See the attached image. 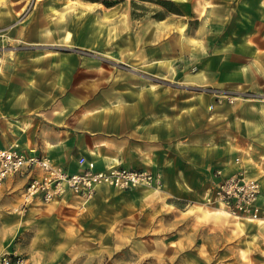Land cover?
Segmentation results:
<instances>
[{"label":"rangeland","instance_id":"374dc122","mask_svg":"<svg viewBox=\"0 0 264 264\" xmlns=\"http://www.w3.org/2000/svg\"><path fill=\"white\" fill-rule=\"evenodd\" d=\"M172 1L181 14L155 0H0V141L24 147L32 119L21 120L48 101L64 107L53 111L57 118L84 117L113 95L118 100L119 87L143 92L162 84L169 123L183 120L178 140L199 136L201 154L211 151L204 167L214 176L223 166L230 105L245 96L264 103L256 78L247 85L239 74L264 73V0ZM176 40L190 41L181 56ZM187 154L185 162L194 153ZM253 177L261 186L254 219L214 213L218 202L206 200L208 185L182 195L160 182L102 186L103 194L48 216L54 235H36L33 201L16 208L21 190H0V237L16 216L29 223L0 242V256L20 253L34 264H264V177Z\"/></svg>","mask_w":264,"mask_h":264},{"label":"crops","instance_id":"0c3cea01","mask_svg":"<svg viewBox=\"0 0 264 264\" xmlns=\"http://www.w3.org/2000/svg\"><path fill=\"white\" fill-rule=\"evenodd\" d=\"M189 42H173L178 56L181 49H184L183 46ZM258 51L264 52V47L258 48ZM200 74L197 73V76ZM229 74L225 73L224 77ZM239 74L243 79H247V85L248 80L255 77L258 86L264 88V73ZM214 75L216 76V73ZM232 75L235 76L236 73H231L230 76ZM138 87L117 88L118 100L115 94L110 103L103 101L96 107H90L91 115L84 117L77 115L70 119L66 116L57 118L53 111L62 110L64 107L58 108L60 103L57 102H46L43 108L38 107L33 114L21 120V123H25L29 121V117L32 119V125L26 133L27 137L31 134L32 138L22 140L24 147L18 149L46 156L52 163L69 172L78 169L77 158L81 155L94 160L97 168L120 164L130 169L159 171L160 183L177 195H182L183 190L203 191L205 185L211 186L215 177L212 175V169L204 167L208 164L204 160L211 158V151H208V157L202 155L206 152L200 150V147L205 144L201 145L199 136L193 137L194 134L187 143L178 140L184 135L183 120L176 117V120L169 123L167 87L161 84L143 92ZM248 88L245 87L246 90ZM212 140H215L214 134L208 136V141ZM46 143H49L50 147H47ZM7 146L5 140L0 141V147ZM189 152L194 153L193 157H186L188 161L185 162L184 154ZM192 158H195V161ZM222 164L219 168L224 173L234 171L239 164L245 171V176L254 179L255 175L264 177V103H254L250 97L245 96L242 101L230 105L228 113L225 114V157ZM26 179V176L10 175L5 179L2 191H22ZM103 191V188L98 189L95 196L103 194ZM32 201L30 210H33L34 214L30 221H38V228H41L36 235H54L55 232L50 229L54 221L48 216L61 212L64 207L76 205L78 199L67 194L52 203L46 204L38 199ZM219 211L223 210L214 213ZM14 221L10 227L2 229L0 242H10L12 236L9 235H13L17 228L29 225L17 216ZM28 262L34 264L30 257Z\"/></svg>","mask_w":264,"mask_h":264},{"label":"built area","instance_id":"2783aa9c","mask_svg":"<svg viewBox=\"0 0 264 264\" xmlns=\"http://www.w3.org/2000/svg\"><path fill=\"white\" fill-rule=\"evenodd\" d=\"M78 169L69 172L60 165L53 164L49 158L37 153H27L18 148L0 147V188L10 175L26 176L22 187V203L38 199L43 202L67 194L78 200H87L95 192L96 185L104 184L121 190L135 187L138 183L153 181V174L147 169H130L120 164L97 168L96 162L84 155L77 158ZM240 169L230 175H222L213 194L207 196L211 201L222 203L223 211L234 217L257 218L260 207L257 204L259 186L248 182ZM0 264H29L28 258L20 253L3 254Z\"/></svg>","mask_w":264,"mask_h":264},{"label":"bare ground","instance_id":"6f19581e","mask_svg":"<svg viewBox=\"0 0 264 264\" xmlns=\"http://www.w3.org/2000/svg\"><path fill=\"white\" fill-rule=\"evenodd\" d=\"M54 164V163H53ZM55 165H57V164H55ZM138 169H144V168H138ZM147 170H150V169H147ZM217 170H220V169H216L215 170V173H214V177H215V180H214V183L213 184H211V186H209V187H211V191H210V193H208L207 195H206V200L207 201H211V200H209L208 198H207V196L208 195H210V194H213V192H214V190H215V187H216V184L219 182V180H220V178H221V176H218L217 175ZM151 171V173L153 174V181L152 182H149V183H145V182H141V183H138L137 185H135V187H133V188H130V189H134V188H136V187H140V186H153L154 184H156L157 182H160V173H159V171H152V170H150ZM221 171V170H220ZM236 170H234V171H231V172H229V173H223L222 171H221V173H222V175H230L231 173H233V172H235ZM243 177L245 178V179H247L248 180V182H250V180L251 181H254L258 186H259V188H258V195H257V197H259V195H260V190H261V186H260V183L257 181V180H255V179H249V178H247L246 176H245V174H243ZM216 178H218L219 180H216ZM101 186H108V185H104V184H98V185H96V189H95V192L93 193V195H95V193H97V191H98V189L101 187ZM108 187H112V188H114V189H118V190H121V189H119V188H116V187H113V186H108ZM208 187V188H209ZM2 188H3V186L0 188V190H2ZM130 189H125V190H130ZM92 195V196H93ZM66 196V195H65ZM64 196V197H65ZM91 196V197H92ZM90 197V198H91ZM63 198V197H62ZM89 198V199H90ZM23 199V198H22ZM21 199V202H20V204H19V206H18V209H20V210H22V211H24L25 210V208L28 206V204L32 201H29V203L28 204H26V205H24L23 203H22V200ZM57 200H59L58 198H56V199H53V200H50V201H48V202H51V201H57ZM213 202V201H212ZM257 202H258V198H257ZM222 207H223V205H222V203L221 204H219L218 203V209L219 210H223L222 209ZM225 213L226 214H229L228 212H226L225 211ZM230 216H232L231 214H229ZM234 217V216H233ZM237 218V217H236ZM238 218H241V219H250V218H247V217H244V218H242V217H238ZM252 219V218H251ZM7 254H10V253H7Z\"/></svg>","mask_w":264,"mask_h":264},{"label":"trees","instance_id":"16d2710c","mask_svg":"<svg viewBox=\"0 0 264 264\" xmlns=\"http://www.w3.org/2000/svg\"><path fill=\"white\" fill-rule=\"evenodd\" d=\"M90 1H101L106 6H112L121 0H90ZM158 4L164 7L167 11L181 14L180 8L172 0H155Z\"/></svg>","mask_w":264,"mask_h":264}]
</instances>
